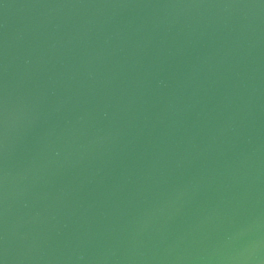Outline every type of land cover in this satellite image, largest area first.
Here are the masks:
<instances>
[{
    "label": "water",
    "instance_id": "1",
    "mask_svg": "<svg viewBox=\"0 0 264 264\" xmlns=\"http://www.w3.org/2000/svg\"><path fill=\"white\" fill-rule=\"evenodd\" d=\"M0 264H264V0H0Z\"/></svg>",
    "mask_w": 264,
    "mask_h": 264
}]
</instances>
